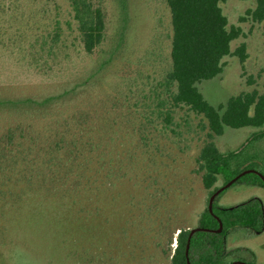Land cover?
<instances>
[{
  "label": "trees",
  "instance_id": "obj_1",
  "mask_svg": "<svg viewBox=\"0 0 264 264\" xmlns=\"http://www.w3.org/2000/svg\"><path fill=\"white\" fill-rule=\"evenodd\" d=\"M163 1L171 30L166 66L161 67L164 59L161 51L145 52L140 72L145 64H149L158 71L159 79L145 84L149 86L148 91L143 95L138 93L140 100L135 102L134 109L141 106L151 112L141 113L139 123L126 115L124 121L131 119L133 129L121 133L118 131L119 120L113 119L105 129L97 124L99 118L102 120L103 112L123 109L119 90L108 96H96L94 92L95 88L106 83L111 86L114 81L117 87L123 86L118 79L108 81L107 67L111 65L112 57L102 63L90 64L107 40L106 0H61V3L56 0H0V61H5L0 64V81L3 82V86L0 84V114L6 117L0 122V150L10 158L4 173H20L28 180L40 178L65 182L57 184L56 188L69 187L67 182L72 181L73 192L82 194L103 196L105 190L112 193L116 185L111 182L117 180L114 177L117 168L123 167L130 172L126 163L135 156L143 163L138 171L148 168L151 157L148 160L147 148L153 144L149 145L151 140L142 127L156 121L162 135L168 131L174 137L180 136L176 131L180 126L175 123V118L178 110H185L186 114L199 118V131L205 132L195 162L201 173L202 188L209 199L207 206L196 215L193 228L171 230V237L176 234L175 248L168 254V264H252V260L246 262L236 257L242 249H230V235L243 230L260 234L264 230L263 203L253 198L224 207L219 206L217 200L236 184L264 189V95L256 91L244 92L214 107L198 89L201 82L222 73L226 57L236 56L241 63L247 58L245 44L235 51L230 48L242 31L239 27H229L222 13L220 4L228 0ZM241 1H254L255 8L247 11L240 22L258 23L264 33V0ZM115 3L120 17L119 48L128 29L130 12L128 0H115ZM12 29L17 30L19 36L7 39L3 32ZM23 36L27 39V48ZM3 37L9 43L13 40L11 44L22 51H3L6 49ZM12 57L18 61L25 76V90L21 95H13L12 87L4 84V76L11 72ZM80 66L83 72L78 73L76 68ZM134 80L131 78L130 81V77L123 80L129 94L133 93ZM145 80H149L147 75ZM104 98L108 105L102 102ZM225 127L255 131L237 149L220 152L214 140L223 135ZM128 143H134V147H129ZM157 147L153 153L158 154ZM245 171L250 172L234 180ZM148 179L145 176V180ZM229 182L233 183L214 199L210 211L211 196ZM49 188L52 190L53 186ZM49 188L43 191L48 192ZM133 190L130 226L145 224L151 229L154 225L169 226L177 220L176 215L171 220V215H166L165 197L157 198L143 191L148 197L137 202L138 190L136 187ZM120 196L122 205L127 207L124 192L121 191ZM87 206L90 213H96L90 216L92 227L87 233L88 240L100 243L103 241L102 226L95 227V217L103 209L96 202ZM171 212L175 214V210ZM120 220L125 225L114 238L120 242L116 244V254L125 257L127 241L124 240L131 239L126 237L129 222L124 216ZM171 237L169 244L173 240ZM104 249L102 244L92 245L90 251L100 254ZM250 255L252 259L253 255ZM124 264L129 263L124 261Z\"/></svg>",
  "mask_w": 264,
  "mask_h": 264
},
{
  "label": "rangeland",
  "instance_id": "obj_2",
  "mask_svg": "<svg viewBox=\"0 0 264 264\" xmlns=\"http://www.w3.org/2000/svg\"><path fill=\"white\" fill-rule=\"evenodd\" d=\"M56 1L61 3V0ZM106 5L107 40L90 64L102 63L112 57L111 65L107 67L108 81L118 79L119 84L123 86L117 87L114 81L113 85L103 84L95 88L94 92L96 96L99 94L108 96L110 92L119 90L121 97L118 98L123 109L103 112L102 120L100 121L99 118L97 124L105 129L113 119L119 120L118 131L127 133L132 131L134 123L131 119L124 121L126 115L139 123L141 113L151 112L150 109L141 106L134 109L135 102L140 100L138 93L141 92L143 95L148 91L149 86L145 84L149 81L154 83V79L156 81L159 79L158 71L152 69L149 64H145L140 72L141 59L146 51L152 49L161 51L164 56L161 67L165 68L171 36L169 15L163 0H128L130 22L124 41L117 48L120 19L117 4L115 0H106ZM220 8L228 20L229 27H239L242 31L241 36L231 43V50L235 51L241 44H245L247 58L241 63L236 56L226 57L223 60L222 73L198 85L205 100L214 107L244 92L256 91L264 95L263 29L260 24L251 20L240 22L247 11L255 8V2L228 0L221 3ZM3 33L4 35L6 33L7 39H15L14 35L19 36L14 29ZM4 37L1 39L6 40ZM23 40L26 41L27 48L26 37L23 36ZM11 42L13 40L10 43L6 40V49L3 48V51H22L15 48ZM11 59L9 68L11 72L4 76V84L12 87L13 95H21L25 90V76L21 66L17 65L18 61L14 57ZM4 62L0 61V64ZM83 65L86 67V62ZM81 66L76 68L78 73L83 72ZM146 75L149 77L147 81ZM127 77H130V81L131 78L135 79L132 82L134 86L132 94L127 92L128 87L123 83ZM0 84L3 86L2 81ZM6 90L10 92L9 88ZM93 100L94 97L91 101ZM102 102L108 105L106 98ZM5 118L1 113L0 122ZM175 123L180 126L176 128L180 133L177 137L168 131L162 135L161 126L156 121L152 125L142 127L144 134L147 133L151 140L149 145L153 144L147 148L148 154L150 153L148 160L151 157L148 168L138 171L143 163L141 158L135 156L131 162L126 163L130 172L125 171L123 167L116 169L114 177L117 180L111 182L116 185L113 187L114 192L105 190L103 196L73 192L72 181L67 182L69 187L56 188L57 184L65 182L40 178L28 180L20 173L5 174L4 168L9 165L10 158L0 150V264H124V261L129 264H168V254L175 248L176 234L171 237L173 229L193 228L196 215L207 206L209 199L207 192L202 188L201 173L195 162L205 138V132L199 131L200 120L191 113L186 114L185 110H178ZM118 131L116 130L119 134ZM254 131L255 129L252 128L225 127L223 135L215 138L214 143L220 152L232 151L242 145ZM128 146L133 148L134 143L133 145L128 143ZM154 147H157L158 154L153 153ZM145 176L150 179L146 181ZM49 186H53V189L51 190ZM135 187L138 190L137 202H142V197H148L145 191L157 198L165 197L166 215H171L170 220L177 216V220L169 226L154 225L151 229L145 224L130 226L133 212L131 199ZM44 188H49L50 191L44 192ZM121 191L124 192L127 207L122 205ZM176 197L184 200L179 202ZM253 198L259 199L264 207V189L236 184L221 194L217 204L228 207ZM95 202L103 209L95 217L97 222L95 227L102 226L100 233L103 235V241L100 243L88 240L87 235L92 227L90 216L96 213H90L86 208L88 204ZM172 210H175V214H171ZM121 216L128 218L126 237H131L124 240L127 241L125 257L117 256V245L120 242L114 239L117 232H120L121 227L125 225V222L122 223L120 220ZM170 237L173 238L171 244H169ZM112 239H114L113 243H111ZM156 243L159 245L157 246ZM101 244L105 249L100 254L90 251L92 245L95 247ZM229 245L231 250L242 249L238 254L236 253V257L240 260L246 262L252 260V264H264V230L260 234L237 231L230 235ZM250 254L253 255L252 259Z\"/></svg>",
  "mask_w": 264,
  "mask_h": 264
},
{
  "label": "water",
  "instance_id": "obj_3",
  "mask_svg": "<svg viewBox=\"0 0 264 264\" xmlns=\"http://www.w3.org/2000/svg\"><path fill=\"white\" fill-rule=\"evenodd\" d=\"M248 172H250V171H245V172L241 173V174L238 175L234 180H237L239 177H241L242 175H244V174H246V173H248ZM232 183H233V182H229V183H227L225 186H223L222 188H220L219 190H217V191L211 196V198H210V200H209V209H210V211H211V207H212V204H213V201H214L215 197H216L220 192H222L224 189H227L228 187H230ZM220 226H221V224H220ZM238 263H241V262H238ZM241 264H244V263H241Z\"/></svg>",
  "mask_w": 264,
  "mask_h": 264
}]
</instances>
